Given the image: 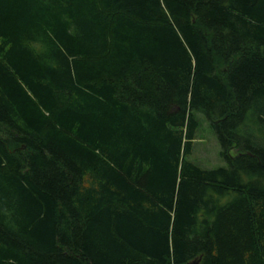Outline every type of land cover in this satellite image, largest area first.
Segmentation results:
<instances>
[{
	"label": "trees",
	"instance_id": "trees-1",
	"mask_svg": "<svg viewBox=\"0 0 264 264\" xmlns=\"http://www.w3.org/2000/svg\"><path fill=\"white\" fill-rule=\"evenodd\" d=\"M0 264H264V0H0Z\"/></svg>",
	"mask_w": 264,
	"mask_h": 264
},
{
	"label": "rangeland",
	"instance_id": "rangeland-1",
	"mask_svg": "<svg viewBox=\"0 0 264 264\" xmlns=\"http://www.w3.org/2000/svg\"><path fill=\"white\" fill-rule=\"evenodd\" d=\"M201 123L198 141L195 142L191 160L204 169H215L226 166L225 160L221 157V148L215 131L206 119L200 114Z\"/></svg>",
	"mask_w": 264,
	"mask_h": 264
}]
</instances>
